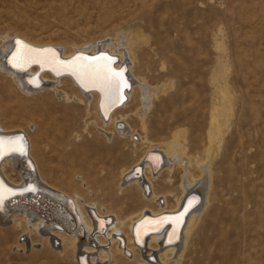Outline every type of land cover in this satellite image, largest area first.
<instances>
[{"label": "rangeland", "instance_id": "1", "mask_svg": "<svg viewBox=\"0 0 264 264\" xmlns=\"http://www.w3.org/2000/svg\"><path fill=\"white\" fill-rule=\"evenodd\" d=\"M135 31L155 47L138 52L132 78L170 87L155 99L145 125L133 114L139 95L127 100L126 122L148 144L117 133L114 140L99 136L89 123L99 117L95 98L87 117L75 99L21 96L0 78L2 124L33 135L42 175L51 185L126 221L146 208L158 210L135 184L120 187L122 173L142 159L149 143L166 149L177 142L178 152L192 162L187 168L176 163L154 181L170 208L183 193V175L200 177L197 161L209 155L210 205L191 233L182 264H264V0H0V43L7 35L26 37L59 43L67 52ZM215 71L224 75L232 116L211 143L213 104L221 105L211 87ZM16 173L8 172L19 181ZM25 230L24 221L20 228L0 227V264H78L70 241L54 248L36 233L22 237ZM26 238L41 244L28 246ZM113 249L111 264L139 261Z\"/></svg>", "mask_w": 264, "mask_h": 264}, {"label": "bare ground", "instance_id": "2", "mask_svg": "<svg viewBox=\"0 0 264 264\" xmlns=\"http://www.w3.org/2000/svg\"><path fill=\"white\" fill-rule=\"evenodd\" d=\"M16 38L7 35L0 43V78L6 80L7 87L14 89L21 96L31 97L35 94L53 93L57 98L68 102L75 99L86 107L87 117L91 113L92 99L95 98L96 112L99 117L98 120H91L89 123L100 133L99 136L103 135L107 139L114 140L115 133H117L123 138L130 137L135 143L148 144L146 138L134 132L126 122L127 119L123 112L130 104V101L127 102V100H136V94L139 95L138 104L133 114L145 125V117L152 108L155 99L161 93L166 94L170 87L162 84L151 85L147 79L133 74L139 78L136 82L129 71L128 78L132 82L131 90L133 91L127 90L122 93L121 90L124 86L119 89H110L106 87L102 79L109 69L111 72L120 73L116 69L124 63L128 65L131 72L134 73V65L138 70V52L147 51L154 46V43L146 39L147 37H144L142 33H136V31L135 34L127 32V34H119L111 43L104 45L100 43L95 47L84 45L85 47L69 49L67 52L58 48L60 47L59 43L52 41L40 42L21 37L18 39L20 42L18 44ZM26 43L42 48H33ZM25 46L48 51L41 52L39 55L34 54V60L39 64L27 67V64L34 63L30 60L19 68L14 67L13 56L18 50L24 51ZM50 46L56 47L58 54L63 57H71L79 51L96 53L102 50L116 56L118 61L114 65L112 60L110 63L105 60L93 61L98 66L99 74L96 71L85 74L80 71V65L87 64L93 58L82 57L85 59L76 60L74 58L70 61H62L58 58L56 51L45 48ZM16 47V51L13 52ZM128 55L131 62L128 61ZM46 67L51 71L44 70ZM72 69H76V71L73 72ZM38 71L40 73L42 71V73L40 77H35ZM66 71L71 74H67ZM223 76L222 73L215 71L211 77L212 92L214 97L221 101L220 106H222L219 110V103L213 104L209 129L211 143L215 141L221 125L227 123L232 116L228 107L230 105H227L228 98L231 96H227L228 88L226 83L222 82ZM120 79L124 81L122 74ZM3 86L4 84H0V91ZM90 88H97L100 91ZM124 95L126 101L111 111L109 119L106 120L108 102L112 100L118 102ZM34 134L40 135L39 132ZM32 136L26 130H8L0 120V227L15 226L20 228L21 222L24 221L26 230L22 237L27 235L30 237V234L36 233L40 236L41 241L47 240L54 248L62 247L70 241L75 248L74 256L78 264H111L114 259V246L118 252L131 261H135L138 256L137 264H182L191 233L210 205L213 170L210 167L212 165H210L211 157L209 155L207 160L197 161L199 170L201 169L200 177L192 179L188 171L183 175L181 182L183 193L178 197L177 204L170 208L167 196L156 192L154 181L163 172L172 171L176 163L187 168L192 162L178 152L177 142L167 146L166 149L161 148L157 143H149L150 147L142 159L122 173L120 187L123 189L135 184L147 200H153L156 203L158 210L146 208L139 215L131 216L126 221L117 214L106 212L105 208L99 209L96 203H86L85 198H82L78 193L73 194L51 185L42 175L35 155ZM12 144L22 145L23 150L10 151L9 148ZM8 168L10 171H17L20 176L19 181L10 177ZM187 197L188 204L190 203L194 207L187 214L182 231H180L179 216L171 215L163 218L173 221L171 223L173 228L168 232L167 239L168 228L160 232H153L144 240V232L155 229L154 225L161 226L165 223V221L162 222L163 219L153 220L152 218L162 213L179 211ZM144 217L147 218L144 219ZM24 242L31 247L41 244V242H34L32 238H26ZM143 244L145 245L142 246ZM200 251L198 250L199 253ZM217 258L218 256H216Z\"/></svg>", "mask_w": 264, "mask_h": 264}, {"label": "water", "instance_id": "3", "mask_svg": "<svg viewBox=\"0 0 264 264\" xmlns=\"http://www.w3.org/2000/svg\"><path fill=\"white\" fill-rule=\"evenodd\" d=\"M18 39H21V38H16V40L17 41H19ZM27 44V43H26ZM27 45H29V44H27ZM29 46H31V47H33V48H38V49H40V48H42V47H40V46H32V45H29ZM45 48H51V49H53L54 51H56L57 52V48L56 47H54V46H50V47H45ZM16 49H17V47L15 48V50L13 51V52H15L16 51ZM57 56H58V58L60 59V60H62V61H70L71 59H74V58H76V57H85V58H95V57H104V56H106V57H109V58H111V60H112V64L114 65L115 64V62H117L118 61V58L116 57V56H112V55H110L108 52H105V51H102V50H100V51H98V52H96V53H83V52H81V51H79V52H76V53H74V55L73 56H71V57H63L62 55H60V54H58V52H57ZM27 64V63H26ZM33 64H39V63H37V62H34V63H30V64H27L26 66L27 67H30V65H33ZM44 70H50L51 71V69L50 68H45ZM117 71H119L121 74H122V77H123V79H124V81H126V85L127 86H124L123 87V89L121 90V92L122 93H125V91H127V90H130L131 89V85H132V82L129 80V78H128V72H129V68H128V66H127V64L126 63H124L120 68H118V69H116ZM43 71V70H42ZM42 71H41V73H42ZM41 73L38 71L37 73H36V75H35V77H40V75H41ZM66 73L67 74H71V72H69V71H66ZM91 90H99V89H97V88H90ZM100 91V90H99ZM122 99V101H120ZM120 102L118 101V102H115V100H112V101H109L108 102V104H107V106H106V113H108V115H106L105 114V112H104V114H105V119L106 120H108L109 119V117H110V113H111V111H113L116 107H118L119 105H121L124 101H126V96L124 95L122 98H120ZM10 187V186H9ZM193 207L194 206H191L190 205V203L188 204V197L185 199V201H184V203H183V206L179 209V211H175V212H167V213H162V214H160V215H158V216H155L154 218H152L153 220H155V219H157V220H159V219H163V218H167V217H170L171 215L172 216H179V224H181L180 225V231H182V228L184 227V223H185V221H186V217H187V214H189V212L191 211V209H193ZM99 217V216H98ZM148 217V216H147ZM147 217H144V219H146ZM100 218V217H99ZM98 218V219H99ZM144 219H142V220H144ZM156 220V221H157ZM165 221V223L163 224V225H161V226H158V225H154L155 226V229H152V230H148V231H146V232H144V240L146 239V237L149 235V234H151V233H153V232H160V231H162V230H166L167 228H168V230H167V232H166V239H167V235H168V232L173 228V226H172V220H162V222H164ZM171 224V225H170ZM179 224H178V226H177V229H178V227H179ZM157 226V227H156ZM181 233V232H180ZM165 239V240H166ZM180 241V240H179ZM145 244H143L142 246H144Z\"/></svg>", "mask_w": 264, "mask_h": 264}, {"label": "snow or ice", "instance_id": "4", "mask_svg": "<svg viewBox=\"0 0 264 264\" xmlns=\"http://www.w3.org/2000/svg\"><path fill=\"white\" fill-rule=\"evenodd\" d=\"M17 43L19 44L20 42L17 41ZM48 50H37V49H32V48H28L27 46H25V50L24 51H20L18 50L17 53L13 56V66L14 67H21L24 63L29 62L30 60H32L33 62H36L34 60V54L35 55H39L41 52H47ZM76 60H80V59H85L82 57H77L75 58ZM99 60H105L108 61L110 63L111 58L109 57H95L93 58L92 61H89L87 64H83L80 65V71H82L83 73L87 74L90 71H96L97 74H99V70H98V66L95 65L93 63V61H99ZM75 63V61H74ZM73 72L76 71V69H72ZM121 74L120 73H115V72H111V70L109 69L107 73H105L102 76V79L106 85V87L108 88H117L119 89L121 86H127L126 85V81H123L122 79H120ZM10 151H22V145H15L12 144L9 148Z\"/></svg>", "mask_w": 264, "mask_h": 264}]
</instances>
